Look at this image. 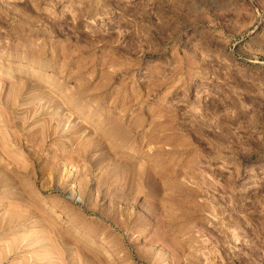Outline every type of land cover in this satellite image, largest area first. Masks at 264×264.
<instances>
[{
	"label": "rangeland",
	"instance_id": "obj_1",
	"mask_svg": "<svg viewBox=\"0 0 264 264\" xmlns=\"http://www.w3.org/2000/svg\"><path fill=\"white\" fill-rule=\"evenodd\" d=\"M0 10V264H264V0Z\"/></svg>",
	"mask_w": 264,
	"mask_h": 264
},
{
	"label": "bare ground",
	"instance_id": "obj_2",
	"mask_svg": "<svg viewBox=\"0 0 264 264\" xmlns=\"http://www.w3.org/2000/svg\"><path fill=\"white\" fill-rule=\"evenodd\" d=\"M0 12H1V10H0ZM46 67V66H45ZM84 114V113H83ZM81 115V114H80ZM84 116V115H83ZM85 117V116H84ZM89 119V118H88ZM93 124V123H92ZM104 243H108L106 240H104ZM124 260V259H123Z\"/></svg>",
	"mask_w": 264,
	"mask_h": 264
}]
</instances>
